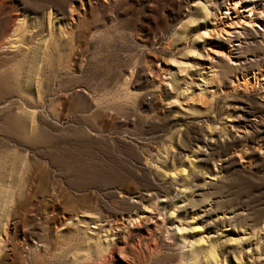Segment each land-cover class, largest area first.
I'll return each instance as SVG.
<instances>
[{
    "label": "rangeland",
    "instance_id": "374dc122",
    "mask_svg": "<svg viewBox=\"0 0 264 264\" xmlns=\"http://www.w3.org/2000/svg\"><path fill=\"white\" fill-rule=\"evenodd\" d=\"M225 3L0 0V264H264V11Z\"/></svg>",
    "mask_w": 264,
    "mask_h": 264
},
{
    "label": "bare ground",
    "instance_id": "6f19581e",
    "mask_svg": "<svg viewBox=\"0 0 264 264\" xmlns=\"http://www.w3.org/2000/svg\"><path fill=\"white\" fill-rule=\"evenodd\" d=\"M208 1H210L209 5L211 6L212 3H215V1H218V0H208ZM224 1L226 2L225 3L226 8L228 10L231 9L232 12H234V13H235V11H242V10L245 11L246 20H244V22H243V24L245 26H247L248 28H252V29H254L255 26H257L261 29L260 24L257 23V20L255 18L256 16H254V10L261 7V8H263V10L261 12H263L264 11V3L260 2L259 0H224ZM212 6H215V5L212 4ZM227 12H225V13H227ZM255 14H256V12H255ZM222 37H224L223 33L222 32L218 33V39L219 38L222 39ZM217 55L219 57H225L229 61H232L233 64H236L235 61L233 59H231L229 56H227L223 51H219V52L217 51ZM203 251L205 252V250H203Z\"/></svg>",
    "mask_w": 264,
    "mask_h": 264
}]
</instances>
